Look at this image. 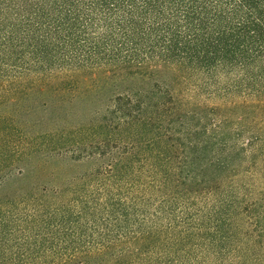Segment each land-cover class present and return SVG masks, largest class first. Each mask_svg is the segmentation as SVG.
Listing matches in <instances>:
<instances>
[{
    "label": "trees",
    "instance_id": "obj_1",
    "mask_svg": "<svg viewBox=\"0 0 264 264\" xmlns=\"http://www.w3.org/2000/svg\"><path fill=\"white\" fill-rule=\"evenodd\" d=\"M20 93L0 264H264V0H0Z\"/></svg>",
    "mask_w": 264,
    "mask_h": 264
},
{
    "label": "rangeland",
    "instance_id": "obj_2",
    "mask_svg": "<svg viewBox=\"0 0 264 264\" xmlns=\"http://www.w3.org/2000/svg\"><path fill=\"white\" fill-rule=\"evenodd\" d=\"M184 95L188 98L192 96L194 97V92L192 90H185ZM5 112H11L14 115L15 120L20 123H25V93H20L17 95L16 105L14 106L10 104H1L0 114H4ZM19 164L24 165V173L22 175H18L14 179L9 180L3 188H0V196L4 195L5 193H12L15 189H17V187L20 188L21 191L25 192V161H20Z\"/></svg>",
    "mask_w": 264,
    "mask_h": 264
}]
</instances>
